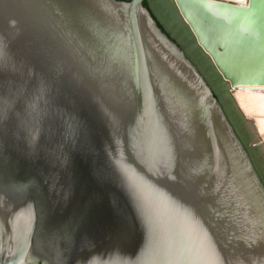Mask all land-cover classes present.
I'll return each mask as SVG.
<instances>
[{
	"label": "water",
	"instance_id": "1",
	"mask_svg": "<svg viewBox=\"0 0 264 264\" xmlns=\"http://www.w3.org/2000/svg\"><path fill=\"white\" fill-rule=\"evenodd\" d=\"M142 1L0 0V264H264V185ZM173 2L252 129L264 0Z\"/></svg>",
	"mask_w": 264,
	"mask_h": 264
},
{
	"label": "trees",
	"instance_id": "2",
	"mask_svg": "<svg viewBox=\"0 0 264 264\" xmlns=\"http://www.w3.org/2000/svg\"><path fill=\"white\" fill-rule=\"evenodd\" d=\"M142 4L147 8L161 31L184 52L185 56L203 76L237 137L248 152L253 166L264 185V156L260 146L254 143L253 134L249 130L244 116L236 108L234 99L229 94L227 83L217 72L210 58L197 44L194 35L180 16L173 0H143Z\"/></svg>",
	"mask_w": 264,
	"mask_h": 264
},
{
	"label": "bare ground",
	"instance_id": "3",
	"mask_svg": "<svg viewBox=\"0 0 264 264\" xmlns=\"http://www.w3.org/2000/svg\"><path fill=\"white\" fill-rule=\"evenodd\" d=\"M232 92L242 111L250 118V127L254 130H258L259 124L264 127V85L238 87ZM257 108L261 109L260 118L256 113Z\"/></svg>",
	"mask_w": 264,
	"mask_h": 264
},
{
	"label": "rangeland",
	"instance_id": "4",
	"mask_svg": "<svg viewBox=\"0 0 264 264\" xmlns=\"http://www.w3.org/2000/svg\"><path fill=\"white\" fill-rule=\"evenodd\" d=\"M228 86V85H227ZM229 89V88H228ZM232 94L234 95V92H232ZM235 97V96H234ZM260 111H261V109L260 108H257V110H256V113L258 114V116L260 115ZM259 118H260V116H259ZM247 123V122H246ZM248 126V125H247ZM248 128H249V126H248ZM249 130L252 132V134H253V141H258L259 142V146H260V149H261V152H262V154H263V156H264V147H263V145H262V143H264V127H262L261 126V124H259V127H258V130H259V132H260V135L263 137V139L261 140L260 138H258L257 137V133L254 131V129H250L249 128Z\"/></svg>",
	"mask_w": 264,
	"mask_h": 264
},
{
	"label": "flooded vegetation",
	"instance_id": "5",
	"mask_svg": "<svg viewBox=\"0 0 264 264\" xmlns=\"http://www.w3.org/2000/svg\"><path fill=\"white\" fill-rule=\"evenodd\" d=\"M254 143H255V144H259V142H258V141H256V142L254 141Z\"/></svg>",
	"mask_w": 264,
	"mask_h": 264
}]
</instances>
